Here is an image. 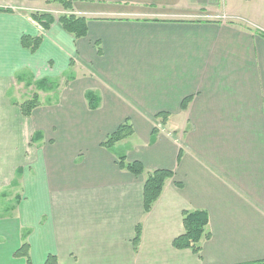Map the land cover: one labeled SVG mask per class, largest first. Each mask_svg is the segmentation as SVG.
Here are the masks:
<instances>
[{
  "label": "crops",
  "instance_id": "1",
  "mask_svg": "<svg viewBox=\"0 0 264 264\" xmlns=\"http://www.w3.org/2000/svg\"><path fill=\"white\" fill-rule=\"evenodd\" d=\"M69 2L83 38L34 20L46 0H0V190L16 202L0 264H25L24 241L30 264L264 260V0ZM20 75L57 85L30 117L12 99ZM126 122L132 136L102 147ZM120 157L173 173L149 212L146 174ZM186 211L208 216L199 253L172 245Z\"/></svg>",
  "mask_w": 264,
  "mask_h": 264
},
{
  "label": "trees",
  "instance_id": "2",
  "mask_svg": "<svg viewBox=\"0 0 264 264\" xmlns=\"http://www.w3.org/2000/svg\"><path fill=\"white\" fill-rule=\"evenodd\" d=\"M58 2L65 11L71 9V3L69 0H55ZM34 20L39 23L44 30L48 29L52 22H54L53 18L46 14H34ZM58 23L62 26V28L72 34L75 38H83L86 36V21L84 18H79L75 15L68 14L65 16H61L58 19ZM42 39L40 37L32 38L30 36H23L21 39V45L25 49H28L31 52H35L40 44ZM30 78L32 81V77L21 75L18 77V81H22ZM29 85L27 82L25 86ZM36 89L41 91L47 90H56L57 85H55L49 79H42L39 81H35ZM89 108L94 110L96 108V100L95 97L87 94ZM187 101H184L182 104V108L186 107ZM19 107L20 112L25 117H30L34 109L40 106L39 97L34 94L29 99H26L24 102L19 104H15ZM161 123H163L162 114L158 115ZM133 134V129L130 124L123 123L121 124L112 134H109L106 139L101 143V146L110 149L115 144L128 139ZM117 163L120 168L125 169L129 173L135 176H140L146 174V179L143 187V210L145 213L149 212L153 206V204L160 197L164 184L166 180L171 179L173 177V173L168 170H155L153 172L145 173L143 166L140 162H132L127 163L124 157H120L117 160ZM16 185V184H15ZM182 223L184 232L182 235L178 236L174 239L172 245L175 249L184 250L190 249L194 253H199L200 251V243L203 240H208L210 237L209 232L207 231L208 225V216L203 211H191V212H183L182 214ZM141 230L140 227L137 226L135 229V235L133 239L134 250L137 251L139 243H140ZM28 243L24 241L22 246L17 249L14 253L15 257H23L25 258V264H30V257L28 252ZM45 264H58L56 258L49 257ZM247 264H264V260L256 261Z\"/></svg>",
  "mask_w": 264,
  "mask_h": 264
},
{
  "label": "rangeland",
  "instance_id": "3",
  "mask_svg": "<svg viewBox=\"0 0 264 264\" xmlns=\"http://www.w3.org/2000/svg\"><path fill=\"white\" fill-rule=\"evenodd\" d=\"M48 4H46V8L43 11H35V13L32 14H46L53 18V20L58 22L59 17L68 15V12L64 10V8L55 0H46ZM28 76V75H26ZM52 81V80H51ZM28 83L29 85L25 86V83ZM54 83V81H52ZM17 86L20 85V83L23 85L20 87H16L12 92V99L17 100L18 102H24L26 99H29L32 95L36 94L39 97V103L44 104L53 101L54 100V93L58 92V90H53L52 92L50 90L47 91H41L36 89L35 81H32L30 78L18 81L17 80ZM51 93H50V92ZM48 93L47 95L43 93ZM18 94V95H17ZM42 94V97L40 95ZM26 97V99H25ZM22 98V99H21ZM160 119V118H158ZM156 125H160L161 122L156 120ZM127 144H119L115 150V152H119L120 154L124 155L125 151L127 149ZM15 185V183H12ZM5 191L0 190V245H10L12 242L11 240V234L12 231L9 229V220H7L6 217H10L12 215V210L16 206V202L12 199L13 196V189L9 188V190L4 189ZM11 190V191H10ZM12 193V194H11Z\"/></svg>",
  "mask_w": 264,
  "mask_h": 264
}]
</instances>
